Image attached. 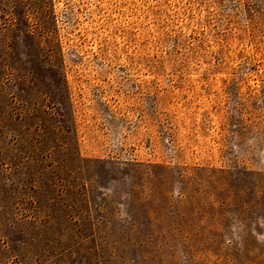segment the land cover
<instances>
[{
	"label": "rangeland",
	"instance_id": "rangeland-1",
	"mask_svg": "<svg viewBox=\"0 0 264 264\" xmlns=\"http://www.w3.org/2000/svg\"><path fill=\"white\" fill-rule=\"evenodd\" d=\"M0 264H264V0H0Z\"/></svg>",
	"mask_w": 264,
	"mask_h": 264
}]
</instances>
